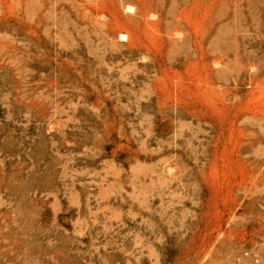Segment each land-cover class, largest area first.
I'll return each instance as SVG.
<instances>
[{"label":"rangeland","instance_id":"1","mask_svg":"<svg viewBox=\"0 0 264 264\" xmlns=\"http://www.w3.org/2000/svg\"><path fill=\"white\" fill-rule=\"evenodd\" d=\"M0 264H264V0H0Z\"/></svg>","mask_w":264,"mask_h":264}]
</instances>
